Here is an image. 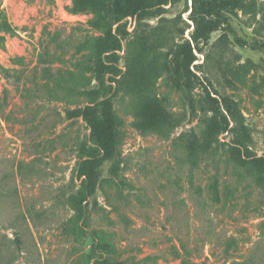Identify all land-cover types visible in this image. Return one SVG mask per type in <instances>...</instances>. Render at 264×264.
I'll return each mask as SVG.
<instances>
[{"label": "rangeland", "instance_id": "374dc122", "mask_svg": "<svg viewBox=\"0 0 264 264\" xmlns=\"http://www.w3.org/2000/svg\"><path fill=\"white\" fill-rule=\"evenodd\" d=\"M141 4L0 0V264H264V0L117 22ZM104 100L115 150L83 199L92 129L67 111Z\"/></svg>", "mask_w": 264, "mask_h": 264}, {"label": "trees", "instance_id": "16d2710c", "mask_svg": "<svg viewBox=\"0 0 264 264\" xmlns=\"http://www.w3.org/2000/svg\"><path fill=\"white\" fill-rule=\"evenodd\" d=\"M153 4H141L139 6H131L125 8L116 19L120 22L124 17L133 14L147 15V14H160L166 5L173 2V0H149ZM125 27L120 23L116 30H110L105 37L98 43L96 48L97 54V67L100 70L102 77L101 81L105 90L112 89V83L120 75L121 69L118 66L119 51L122 49L121 45V31ZM243 44H247L246 40H239ZM105 106V111L99 113L95 107L87 106L85 108H77L68 110L67 114L70 117H83L90 128L91 134V155L89 159L82 161L79 164L78 177L82 178L81 193L83 199H86L92 192L94 187L93 163L100 160L102 157H110L114 153L116 140H115V125L113 122V115L110 111V100L102 102ZM80 208L84 211V207L80 204ZM98 264H106V262L99 261Z\"/></svg>", "mask_w": 264, "mask_h": 264}]
</instances>
